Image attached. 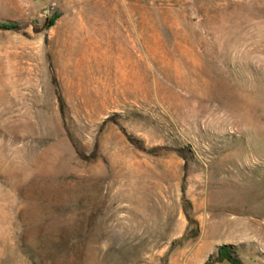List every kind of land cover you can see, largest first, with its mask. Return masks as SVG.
Segmentation results:
<instances>
[{"label": "rangeland", "instance_id": "374dc122", "mask_svg": "<svg viewBox=\"0 0 264 264\" xmlns=\"http://www.w3.org/2000/svg\"><path fill=\"white\" fill-rule=\"evenodd\" d=\"M0 24V264H264V0H0Z\"/></svg>", "mask_w": 264, "mask_h": 264}, {"label": "trees", "instance_id": "16d2710c", "mask_svg": "<svg viewBox=\"0 0 264 264\" xmlns=\"http://www.w3.org/2000/svg\"><path fill=\"white\" fill-rule=\"evenodd\" d=\"M0 27L2 28H12V27H16L13 25H8V24H0ZM185 197V196H184ZM189 224H197V221L192 218L190 215H187ZM229 261L232 264H244L237 256H231L230 254H228L224 249H221L220 254L215 258V259H211L209 262H207L206 264H211L214 262H222V261Z\"/></svg>", "mask_w": 264, "mask_h": 264}, {"label": "crops", "instance_id": "0c3cea01", "mask_svg": "<svg viewBox=\"0 0 264 264\" xmlns=\"http://www.w3.org/2000/svg\"><path fill=\"white\" fill-rule=\"evenodd\" d=\"M219 264H226L225 262L219 263ZM245 264H248L247 262H245Z\"/></svg>", "mask_w": 264, "mask_h": 264}]
</instances>
